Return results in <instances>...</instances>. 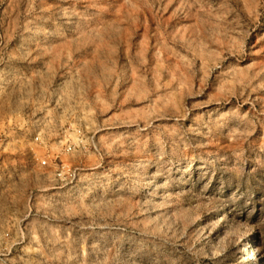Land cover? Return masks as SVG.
Returning <instances> with one entry per match:
<instances>
[{"label":"rangeland","instance_id":"374dc122","mask_svg":"<svg viewBox=\"0 0 264 264\" xmlns=\"http://www.w3.org/2000/svg\"><path fill=\"white\" fill-rule=\"evenodd\" d=\"M0 264H264V0H0Z\"/></svg>","mask_w":264,"mask_h":264},{"label":"built area","instance_id":"2783aa9c","mask_svg":"<svg viewBox=\"0 0 264 264\" xmlns=\"http://www.w3.org/2000/svg\"><path fill=\"white\" fill-rule=\"evenodd\" d=\"M7 234V233H6Z\"/></svg>","mask_w":264,"mask_h":264}]
</instances>
